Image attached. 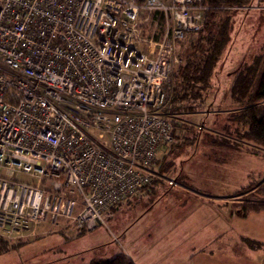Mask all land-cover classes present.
Wrapping results in <instances>:
<instances>
[{
	"label": "built area",
	"instance_id": "obj_1",
	"mask_svg": "<svg viewBox=\"0 0 264 264\" xmlns=\"http://www.w3.org/2000/svg\"><path fill=\"white\" fill-rule=\"evenodd\" d=\"M206 11L203 0H0V240L92 231L158 178L157 153L174 142L166 86ZM152 16L161 26L148 34Z\"/></svg>",
	"mask_w": 264,
	"mask_h": 264
},
{
	"label": "rangeland",
	"instance_id": "obj_2",
	"mask_svg": "<svg viewBox=\"0 0 264 264\" xmlns=\"http://www.w3.org/2000/svg\"><path fill=\"white\" fill-rule=\"evenodd\" d=\"M250 7L233 17L230 43L226 46L224 57L218 62L216 70L219 73L210 82L203 106H197L194 111L173 120L172 124L181 128L175 132L179 138L177 145L173 148L162 145L153 165L154 172L161 168L164 174L161 176L158 173V178L146 191L141 190L135 198L127 199L114 212L112 218L94 230L84 232L72 240L62 238L60 234L43 236L47 232L41 230L38 236L30 240L8 243V252L0 255V264H89L98 258L111 259L123 248L125 241L123 243L121 240L122 234L117 236V231L125 227L131 229L129 235L124 237H132L129 242L139 241L138 237L143 239L149 235L146 243H150L155 237L146 231V225L155 224L163 216H169L166 212H170L173 207L177 210L175 205L183 198V188L217 197L232 195L228 198V203L236 204L237 209L250 201L257 186L254 185L250 191L242 190L236 194H232L231 190L239 191L244 188L248 184V176L252 174L255 178L253 181L262 180L264 160L260 157L250 158L241 151L231 153L219 148L226 144L225 141L233 144L234 148L241 143L239 137L242 128L237 122L238 107L232 101L230 103L228 92L234 73L239 66L250 64L254 58L264 55V0H252ZM151 20L155 22L147 27L148 34L156 32L161 26L157 16H152ZM199 37L200 35H190L181 44L177 51L179 64L193 53ZM176 72L177 70L166 86L169 98ZM19 180L25 181L26 178L21 177ZM168 180L174 181L176 186H169ZM154 202L161 204L156 203L158 205L155 204L152 212L140 222L142 211ZM187 211L188 209L183 210L178 216H184ZM113 236L118 237L119 243L113 241ZM96 238L103 240L95 249H89Z\"/></svg>",
	"mask_w": 264,
	"mask_h": 264
},
{
	"label": "crops",
	"instance_id": "obj_3",
	"mask_svg": "<svg viewBox=\"0 0 264 264\" xmlns=\"http://www.w3.org/2000/svg\"><path fill=\"white\" fill-rule=\"evenodd\" d=\"M231 101L230 99V103ZM181 115L186 114L178 113L175 115L176 119ZM200 129L202 130V127ZM239 144L240 147L237 148L226 144L220 145L219 148L231 153L241 151L250 158L260 157L264 160L263 155H252L246 151L253 148L251 145ZM250 178H252L251 181L255 179L253 174L249 175L248 184ZM263 180L264 178L257 179L256 182ZM183 189V198L175 205L177 210L173 207L170 212H166L169 216H163L155 221V224L146 225V231L154 235V241L146 243L148 235L143 239L138 237L139 241L129 242L132 237L128 236V239L124 237L129 235L131 229L125 227L117 231V236L122 234L121 240L125 243L123 242V248L116 252L114 257L121 254L133 264H264V212L250 213L242 218L236 204L228 203V198L232 195L217 197L199 194L187 188ZM233 191L232 189V194L238 192V190ZM193 193L196 194L193 195ZM156 203L161 204V202H154L142 211L140 222L158 205ZM185 209H188L187 213L179 217L178 215ZM42 229L47 232L43 236L60 234V237L67 240L77 239L81 235L54 232L48 226ZM173 233L174 236H172ZM156 234L162 235L156 236ZM99 236L102 237V235ZM113 238L114 242L119 243L118 237L113 236ZM102 240V238H96L89 249L98 247ZM249 242L260 245H249ZM248 248H250L249 251ZM98 260L109 259L98 258L92 261Z\"/></svg>",
	"mask_w": 264,
	"mask_h": 264
},
{
	"label": "trees",
	"instance_id": "obj_4",
	"mask_svg": "<svg viewBox=\"0 0 264 264\" xmlns=\"http://www.w3.org/2000/svg\"><path fill=\"white\" fill-rule=\"evenodd\" d=\"M251 2L252 0H203V4L207 7L204 26L197 34L200 37L193 53L177 66L174 87L170 89L171 96L167 110L169 114L187 113L194 111L197 106H203L210 82L219 73L216 70L218 62L224 57L227 51L226 46L230 43L233 17L238 16V12L243 9L249 8ZM228 92L230 99L238 107L237 122L242 128L239 142L251 145L252 149L245 150L252 155H263L264 157V55L254 58L250 64H243L237 68ZM176 129L181 128L173 125L174 142L170 145L172 148L177 145L176 142L179 140L175 133ZM225 143L234 148L233 144L226 141ZM238 145L240 147L239 143ZM235 148L237 147L235 146ZM163 172L159 168L156 175L158 176L159 173L162 176ZM254 185L257 186L255 195L238 209L242 218L250 213L264 212V180L261 182L250 181L247 187L238 192L250 191ZM120 206L121 204L112 210L113 215ZM7 244L8 242L0 240V255L8 252ZM248 244L260 245L254 242ZM89 264L133 263L127 257L119 254L113 259L92 261Z\"/></svg>",
	"mask_w": 264,
	"mask_h": 264
}]
</instances>
